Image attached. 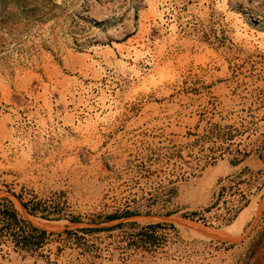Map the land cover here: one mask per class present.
Returning a JSON list of instances; mask_svg holds the SVG:
<instances>
[{"label": "rangeland", "instance_id": "obj_1", "mask_svg": "<svg viewBox=\"0 0 264 264\" xmlns=\"http://www.w3.org/2000/svg\"><path fill=\"white\" fill-rule=\"evenodd\" d=\"M1 208L0 264H264V0H0Z\"/></svg>", "mask_w": 264, "mask_h": 264}, {"label": "trees", "instance_id": "obj_2", "mask_svg": "<svg viewBox=\"0 0 264 264\" xmlns=\"http://www.w3.org/2000/svg\"><path fill=\"white\" fill-rule=\"evenodd\" d=\"M23 206L25 207V205L23 204ZM1 214H2V216H3V208H1ZM29 212H31L32 210H28ZM11 216H12V218L13 219H15V220H17V216H16V212H15V210H11ZM109 219H113L112 217L111 218H109ZM228 223L230 222V220H228L227 221ZM43 235H44V231H40V235L38 236V239H42V237H43Z\"/></svg>", "mask_w": 264, "mask_h": 264}, {"label": "crops", "instance_id": "obj_3", "mask_svg": "<svg viewBox=\"0 0 264 264\" xmlns=\"http://www.w3.org/2000/svg\"><path fill=\"white\" fill-rule=\"evenodd\" d=\"M239 164H241V163H239ZM233 167H235V166H233Z\"/></svg>", "mask_w": 264, "mask_h": 264}]
</instances>
